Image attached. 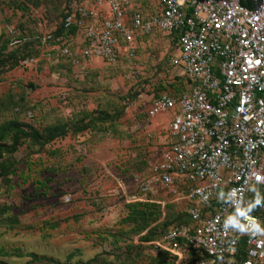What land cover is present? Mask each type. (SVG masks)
<instances>
[{"label": "rangeland", "instance_id": "rangeland-1", "mask_svg": "<svg viewBox=\"0 0 264 264\" xmlns=\"http://www.w3.org/2000/svg\"><path fill=\"white\" fill-rule=\"evenodd\" d=\"M134 1L156 11L157 0ZM65 3L0 0V126L34 128L43 137L56 123L71 128L42 146L25 139L3 153L0 264H177L149 240L159 224L152 234L141 229L161 220V210L126 203L134 164L156 159L171 142L168 114H147L157 94L172 92L169 38L159 31L140 38L134 56L113 65L73 63L58 53ZM29 54L37 55L25 63ZM12 136L6 132L3 141ZM162 200L172 206L166 213L179 211ZM196 258L183 251L179 264Z\"/></svg>", "mask_w": 264, "mask_h": 264}, {"label": "built area", "instance_id": "built-area-1", "mask_svg": "<svg viewBox=\"0 0 264 264\" xmlns=\"http://www.w3.org/2000/svg\"><path fill=\"white\" fill-rule=\"evenodd\" d=\"M147 11L134 0H70L62 22L84 45L59 37L60 55L109 65L146 35L170 37L185 87L159 93L147 114H169L171 142L131 170L126 203L165 198L189 215L151 241L177 264L183 251L205 256L192 264H264V3L255 15L238 0H157Z\"/></svg>", "mask_w": 264, "mask_h": 264}, {"label": "trees", "instance_id": "trees-1", "mask_svg": "<svg viewBox=\"0 0 264 264\" xmlns=\"http://www.w3.org/2000/svg\"><path fill=\"white\" fill-rule=\"evenodd\" d=\"M70 0H66L65 5L69 2ZM240 3L248 8H252L253 7V3L251 0H240ZM143 4H146L145 2H143ZM65 5H64V9H63V13H62V18H61V22H60V26L57 29V37H68V36H74L77 32V28L76 27H72L69 29H65L64 25H63V18L65 17ZM151 35V34H150ZM150 35H146L145 37H148ZM144 38V37H142ZM31 54H29L28 56H30ZM37 54L31 55L30 57L27 58H31V57H35ZM67 56V55H66ZM71 62L75 63V58L68 56ZM5 57H1L0 59V64L2 63V61L4 60ZM126 57H122V59H125ZM16 63L11 64V67L16 66ZM169 86L172 88V92L169 93H180L183 91L184 87H185V80L181 77H176L173 81H171V83L169 84ZM182 86V87H180ZM158 95V94H157ZM156 95V96H157ZM155 96V97H156ZM86 128L85 125L77 127L78 130H84ZM70 124L68 122H60V123H56L53 124L51 126H48L45 128L46 130V135L43 137L42 134L34 128H30L28 130H25L21 127H19V125H16L14 123H8L5 125H1L0 126V162L3 156V153L8 151V152H13L17 146L21 143V141L25 140V139H31L32 141L38 143L39 145H44L47 144L55 139L58 138H62L65 137L69 131H70ZM13 132V136L12 139L10 140L9 143L3 141V136L5 135L6 132ZM146 164V162H141V163H136L134 164V168L135 167H139L142 168L144 165ZM137 204H147L149 206H157L161 212H162V219L157 221L153 226H151L150 228H148L149 226H141L142 231L144 230L145 234H149V232L152 234L154 231H156V226L159 224L162 228H160L159 232L155 233L154 237L149 238L150 241L159 239L166 231L169 227L176 225V224H190L191 223V218L189 217V215L182 211L179 210L177 212L173 211H168L167 213L165 212V206H161L157 203H153V202H130L127 203V205H131L132 207H137ZM167 207H172L170 206H166ZM171 224V225H170ZM148 228V229H147ZM165 255L168 256V254L165 251H159ZM171 258V257H170ZM201 258H205L204 255L197 257L196 259H194V261L201 259ZM172 259V258H171Z\"/></svg>", "mask_w": 264, "mask_h": 264}, {"label": "water", "instance_id": "water-1", "mask_svg": "<svg viewBox=\"0 0 264 264\" xmlns=\"http://www.w3.org/2000/svg\"><path fill=\"white\" fill-rule=\"evenodd\" d=\"M251 1L253 3V7L248 8L244 5H242L240 3V0H238L240 5L244 6L247 9V11H249L251 14L255 15L258 12V10L260 9V7L262 6V4L264 3V0H251Z\"/></svg>", "mask_w": 264, "mask_h": 264}, {"label": "crops", "instance_id": "crops-1", "mask_svg": "<svg viewBox=\"0 0 264 264\" xmlns=\"http://www.w3.org/2000/svg\"><path fill=\"white\" fill-rule=\"evenodd\" d=\"M145 37V36H144ZM149 37V36H148ZM167 37V36H166ZM169 38V41L171 42V40H170V37H168ZM74 40H75V42L76 43H79L81 46H83L84 44L83 43H81V37L79 36V34L77 35H75L74 36ZM169 118V114L167 115V119ZM167 121V120H166Z\"/></svg>", "mask_w": 264, "mask_h": 264}]
</instances>
